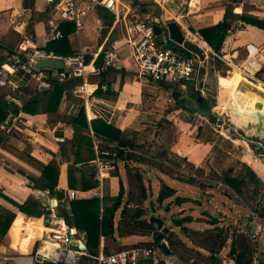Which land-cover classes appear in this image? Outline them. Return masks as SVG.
<instances>
[{"label":"crops","instance_id":"crops-1","mask_svg":"<svg viewBox=\"0 0 264 264\" xmlns=\"http://www.w3.org/2000/svg\"><path fill=\"white\" fill-rule=\"evenodd\" d=\"M127 2L126 4L141 10L142 14L153 13L155 20L153 25L158 24L161 27L160 34L155 33L160 40H166L169 35L166 23L170 20L177 21L184 33L185 30L199 32L201 28L223 21L226 12L230 11L234 14L228 18L232 27L218 53L203 37L202 41H198L205 53L204 66L200 70L198 83L195 87L190 82L181 97L176 96L177 102L174 104L169 101V90L164 83L137 76L130 45L122 35L119 25L115 24L113 14L108 9L98 8L97 11L94 10L89 14L80 29H77L72 22L63 24V29L74 28L66 33L71 54H58L72 55L83 50L87 53L88 61L94 59L95 64L100 65L101 50L108 45L115 47L122 65L90 75L91 83H98L99 86L106 84L107 91L102 92L99 89L88 96L85 102L73 92L77 84L81 83V79L65 82L56 111L31 114L23 111L24 102L39 96L37 92L41 89L37 87L36 79L31 74L23 69L9 66V57L12 53H22L24 48L32 45L55 52L52 44L55 41H45L54 0H0V60H3L0 69L7 64L10 79L16 85L14 90H1L0 95L5 93L8 100L16 102L20 108L17 113L10 114L7 120L9 123L5 124L9 126L15 115L21 118L12 132L2 129L7 132V136L0 147V156L9 165L0 166V222L2 223L10 213L14 214V218L0 241V264H34V261L35 264L39 263L38 255H42L40 244L48 240L52 225L43 208V214L40 216L29 215L21 211L17 203H24L32 195L41 199L43 207L47 196L46 190L35 188L33 180L42 175L44 165L50 160L54 159L59 166V181L56 188L62 192L69 189L79 190L77 199L93 197L92 193L96 187L82 190L84 176L91 174L90 171L88 172V165L77 167L75 171L77 186L70 187L69 171L71 174V164H74L75 156L71 150L73 127L67 118L72 116V113H76L79 106H84L89 120L102 118L126 131L128 136L133 135L137 142L145 143V147H150V144H154L159 149L161 146L166 147L158 143V141L164 142L163 131L172 127V123L178 128L176 142L171 144V148L167 145L170 149L169 154L163 156L164 163L169 166L168 170L158 172L155 169L152 172L155 179L159 178L161 182L174 188L176 196L189 198L181 204L174 202V197L166 199L162 205L164 213L170 212L172 222L177 213L180 214L179 217L192 216V220L187 222L189 227L195 229L192 224H202L196 230L210 226L209 221L199 220L198 217L200 214H206L205 211H210L207 208L214 207L210 200L218 197V193L207 189V186H212L209 181L216 180L211 176L216 175L218 178L233 166L221 162L222 157L230 155L231 152L224 153L219 148L216 150L213 144L207 152L201 148L205 144L214 143L213 139L205 140L203 130L220 131L225 139L236 144L243 155L246 154V157L252 160L255 151L247 150L243 143L248 141L257 148H259L258 144L264 147L261 140V137H264L263 125L256 129L250 120L255 114L254 110H247L238 103L240 93L245 87L252 92V96H259V101L264 103V29L245 23L241 19V15H247L264 20V0H127ZM238 19L242 21V26L236 28L235 20ZM29 38L31 39L28 41ZM249 45L254 48H249ZM240 84L243 85L241 88ZM222 87L230 91L229 99L226 98L223 106L221 99L225 91ZM200 88L203 91L206 89L216 91L217 95L202 92L204 100L196 101ZM211 112L216 114L212 115ZM226 114L229 116L227 117L229 123ZM36 125L39 130L35 129ZM199 131L202 132L201 136ZM54 136H64L65 141L56 142ZM258 159L264 165V159ZM126 168L122 164L118 170L124 186V200L131 196L133 190L129 184L130 178ZM104 174L105 177L107 176L108 184L106 186L104 181L106 178H104L103 195H117L120 191V177L115 175L117 173L113 170H108ZM259 177L261 178L260 174ZM205 179L207 181H204ZM160 185L159 181L146 184L150 196L144 199V207L155 206L153 201L159 193ZM223 193L230 195L229 192ZM166 203L168 207L165 206ZM65 207L71 210V203L69 202ZM169 207L171 209H168ZM151 213V209L148 210L147 217H150ZM118 217L120 210L115 216V241H111L112 244L129 248L143 246L153 240L150 233L141 231L126 233L121 230ZM161 217L164 219L163 215ZM164 225L167 226L165 220ZM0 226L1 234L2 225ZM73 228L79 236L85 238L83 235V233L86 235L85 232ZM169 228L170 231L179 230L177 225ZM105 243L106 239L102 237L100 252ZM163 252L158 248V257L153 258L154 264L161 260L165 264H174V260L163 258ZM164 254L171 255L166 252ZM86 255L87 252L81 255L77 264H89L90 259ZM43 261L58 264L48 259ZM93 263L95 264L94 258Z\"/></svg>","mask_w":264,"mask_h":264},{"label":"trees","instance_id":"trees-1","mask_svg":"<svg viewBox=\"0 0 264 264\" xmlns=\"http://www.w3.org/2000/svg\"><path fill=\"white\" fill-rule=\"evenodd\" d=\"M232 15H234L233 12L227 11L223 21L201 28L199 30V33L203 39L217 53L221 51L223 41L232 27L231 22L228 20V18ZM241 19L245 23H250L264 29V20L253 18L247 15H241ZM66 28L64 27L65 37L52 42L53 49L57 53L71 54L66 39V33L67 31H71L73 27ZM102 57L103 55L99 60V64L102 63ZM2 61L3 60H0V65ZM64 87L65 82L61 83L56 81L50 90H39V92H37L39 96H34L33 98L24 102L23 111L31 114L39 113L40 111L44 113L56 111L60 104ZM222 90L226 93L229 91L228 88L225 89L224 87H222ZM221 100V102L224 104L226 101V96L223 95ZM19 110V105L14 101L8 100V97L5 95V93L0 95V147L3 145V142L7 136V132L2 130L1 124L9 123L7 120L10 117V114H15ZM209 115L211 118H213L211 114ZM67 121H69L73 127L71 150L75 156L74 164H71V174L69 171L71 188H75L77 186L75 171L80 165H88V172H91V174L84 176L82 190H89L99 185V182L94 178V167L92 165L93 160L96 158V146L97 149L100 150V156L114 161L113 167L110 170L116 171L117 174L115 175L120 177L118 170L119 167L124 164L125 167H128V175L130 180L133 178L136 181L138 187V191L136 193L134 190L131 191L133 196H137V199L134 198L136 200V203L134 204L135 206L130 205L129 197L124 200V186L121 177L120 191L117 195L103 196L102 200L95 197L86 199H72L70 201L71 210H68L65 206H59L58 213L64 218L66 224L76 227L81 232L86 233V257L90 259L89 264H94L93 258L98 256L101 251L102 237L106 239V243L102 247V252L105 254L114 252L111 250L110 245L112 244L111 241H115V216L119 210L121 217H129L128 220L124 221L129 233L141 231L143 233H150L152 235L153 240L149 242L148 245H151L155 248L158 247L171 255L178 254V242L181 243L183 247L188 249L190 246H185L181 240L178 242L174 240L177 235L175 231H169L162 238H158L159 232L157 231L156 225L150 222L147 218L148 210L151 209V206L149 205L144 207L143 201L150 196V192L147 191L148 189L140 168L141 166H136L137 168L134 172H131V169L129 168V162L132 161L149 165V160L147 159L148 157L146 153L138 152L143 147H145V143L137 142L133 135L128 136L126 131H122L120 128L106 122L102 118L97 117L89 120L84 106H79L78 111L76 113H72V116H69ZM127 149H131L132 151ZM102 150H107L109 154H102ZM244 165L248 170L247 173L250 174V179L257 184H260L261 180L257 173L251 167L247 166V164ZM221 180L239 195L243 194V186L247 184L246 180L242 177V174H234L233 167H230L221 175ZM33 181L35 188H39L41 190L48 189L51 194L56 193L55 189L59 181V166L57 162L54 159L50 160L48 164L44 165L42 175ZM59 194L60 196L63 195L62 192ZM171 197H174V202L177 204H181L185 201V199H189L176 196L175 189L162 181L159 193L157 197H155L153 203H157V205H163V202ZM17 206L21 211L29 215L40 216L43 214L42 201L37 196L31 195L24 203H17ZM254 211L259 217L264 219V200L257 204V207L254 208ZM13 218L14 214L10 213V215L7 216L2 223L0 222V225H2L0 241L7 233ZM191 220L192 216L174 217L173 223L181 227L183 233L191 240L192 243L195 239H198L197 243H199V245L194 243V245L197 247L191 246L195 252L202 253L201 249H204L210 254V257L213 260L219 261V253L228 245V241L232 240L228 255L230 259L233 260V264H252L254 259L253 251L246 243L245 239L242 241L241 248H239L235 230H232L231 232L229 228L220 226L216 219L209 221V227H206L203 230H196L187 225V222H190ZM166 237L169 241V244H171L172 247L174 246V248L169 247V249H167L164 247L165 244L169 245L166 241L164 244L162 242V240ZM41 260L42 259H39V263L37 264H54L49 261ZM58 264L64 263L59 262ZM137 264H154V259L153 257L143 259ZM157 264H165V262L161 260Z\"/></svg>","mask_w":264,"mask_h":264},{"label":"built area","instance_id":"built-area-1","mask_svg":"<svg viewBox=\"0 0 264 264\" xmlns=\"http://www.w3.org/2000/svg\"><path fill=\"white\" fill-rule=\"evenodd\" d=\"M98 8L108 9L113 14L115 24L119 25L122 35L130 45L133 65L137 66L135 71L138 77H146L153 82L168 85L171 103L177 102L175 96L177 90L185 87L183 91H186L190 82L196 87L205 60L188 50L183 44L173 41L169 35L166 40L158 39L153 29L154 18L150 20L149 14H141L138 8H134L122 0H54L45 41L52 42L63 39L65 37L63 24L66 22H72L77 29H80L89 14L94 10L97 11ZM235 25L236 28L241 27L242 21L235 20ZM184 34L186 38L195 43L202 41L199 32L186 30ZM250 47L254 48L249 45ZM101 53L103 55L102 63L96 65L94 59L88 61L87 53L83 50L72 55H64L32 45L24 48L22 53H12L8 65L12 68L23 69L31 74L36 79L37 87L41 90L50 89L56 81L62 83L81 79V83L77 84L73 92L86 102L87 97L99 89L102 92H106L108 89L106 84L99 86L98 83H91L90 75L122 65L119 53L112 45L105 46ZM42 59L61 60L63 67L39 66V61ZM8 65L6 64L4 68L0 69V91L16 89V85L10 79ZM20 121V116L15 115L9 126L3 123L1 128L10 133ZM35 129L39 130V127L36 125ZM54 140L63 142L65 137L54 136ZM127 150L132 151L131 149ZM101 153L109 154L107 150H102ZM113 162V160L100 156V150L96 146V158L93 160V166L94 178L99 182V185L92 193L93 197L103 199L104 172L113 167ZM8 165L7 161L0 156V166L8 167ZM214 185L224 189L230 188L222 181H217ZM55 192L51 195L48 189L45 191L47 196L42 208L50 220L52 228L48 234V240L40 244L42 260L47 258L56 263L77 264L81 255L86 253L69 248V244L73 240L83 243L84 237L79 236L72 226L66 224L64 218L59 215L58 208L66 206L72 199H76L79 190L69 189L62 192L56 188ZM58 192H62L63 195L60 196ZM254 215L257 213L253 212L252 218H255ZM259 231V226L250 228V236L253 240L258 239ZM151 257H157V249L154 247H129L108 254L100 252L98 256L94 257V262L95 264H137L139 261ZM252 264H260L256 256H254Z\"/></svg>","mask_w":264,"mask_h":264},{"label":"rangeland","instance_id":"rangeland-1","mask_svg":"<svg viewBox=\"0 0 264 264\" xmlns=\"http://www.w3.org/2000/svg\"><path fill=\"white\" fill-rule=\"evenodd\" d=\"M122 1H124L125 3H128L127 0H122ZM139 11H141V10H139ZM145 14H149L150 20L153 19V16H152L153 13H151V12L146 13L145 12ZM185 32H186V30H185ZM157 37H159V36H157ZM207 52L209 53V51H207ZM203 66H204V63H203ZM134 67L136 68L137 66L135 65ZM164 85L166 87H168V85H166V84H164ZM190 87H191V85L189 86V88ZM184 88L185 87H183L181 90H177L175 92V96L180 98L181 95L183 94ZM229 92L230 91H228L227 95L224 92V95L226 96L227 99H229V95H230ZM174 104H176V103H174ZM221 105L223 106L224 104L222 103ZM188 114H190V113H188ZM226 120H227V123L230 122L227 117H226ZM233 126L236 127L235 125H233ZM177 129L178 128L176 126H173V123H172V127H169V129L166 128L165 132L163 131L162 134H163V141L164 142L158 141V143L164 144L166 147L161 146V148L159 149V147L155 146L154 144H150V147L149 146L143 147L140 151H138L140 153L141 152L146 153V155L148 157L147 159L149 160L148 161L149 165L143 164V163L140 165L138 162H135V161L129 162V168L131 169V172L135 171V169L137 168L136 166H141L140 168L142 170L146 184H151L152 181H156V182L159 181L161 183L159 178H158V180L155 179V176H153L154 173L152 171L155 169L158 172H161V171L165 172L168 170L167 168L169 166L164 163L163 156H164V154H169V150H170L169 146L171 148V144L176 142L177 137H178V134H177L178 130ZM222 134H224V133H222ZM201 135H202V132L199 131V136H201ZM203 135L205 136L204 137L205 140L213 139L214 143L205 144L204 146H201V148H204V150H206V152H207V149L212 148V144H213L216 150H217V148H219L221 152H224V153H227L226 151L231 152L230 155L228 154V155L223 156L221 159V162L224 163L225 165H231V166L233 165L232 167L234 168L235 174H237V175L242 174V177L246 180L247 184L243 186V194L239 195L236 192H234L231 188L224 189V188L219 187L217 185H216V187H214L213 186L214 183H216L217 181H222L221 175L218 178L216 175L211 176L213 179H216V180H210L209 183H211L212 186L211 185L207 186V189L214 191L216 194L218 193V197L212 198L210 200L211 203H213L214 207H209V209L207 208V210H210V211H208V212L205 211L206 214L205 213L200 214V216L198 218H199V220H206V222L211 221L213 219H216L220 226L225 227V228H229L231 232H232V230H235V232L237 234V244H238L239 248H241L242 241L245 239L246 243L251 247V250L253 251V255L256 256L258 262L260 264H264V219L259 217L258 215H254L255 218H252L253 212H255L254 208L257 207V204L259 202L264 200V165L260 163V160L258 158H256V156L258 157L257 154H259L260 152L262 153L264 151V149H263L264 147H259L260 149L259 148L255 149L254 155H252L254 159L252 160V159L246 157V154H244L245 155L244 156L242 151L239 150V147L236 144L232 143L228 139H225L224 136L221 135L220 131L218 132V131H215L214 129H206V130L204 129ZM158 143H156V145ZM167 145H169V146L167 147ZM228 156H230V157H228ZM242 160H244V161H242ZM254 161H257V162H254ZM244 164H250L251 166H249V165H247V166H249L253 170H255L258 176L260 174V176H261V178L259 177L261 180L260 184H257L250 179V174L247 173L248 170L246 169V166ZM144 166H146V167H144ZM148 167H151V168H148ZM126 169H128V167ZM106 177H104V178H106ZM104 181L106 182V186H107V184H108L107 178ZM204 181H207V179H205ZM129 184H131V189H133L134 192L136 193L138 191L136 181L132 178V180H130ZM221 190L223 192H229L230 195L221 192ZM134 198L137 199V196H133L131 194V197H129L130 205H134L136 203V200ZM155 206L157 208L158 215H160V216L163 215L164 220H165V224L169 227H175V224L172 222V220L170 218V212L164 213V211H163L164 206H162V205H157V203H155ZM165 206L168 207V204L166 203ZM170 207L168 209H171ZM175 216L179 217L180 214L177 213ZM202 216H204V218H202ZM213 216H215V217H213ZM147 218L149 219V217H147ZM128 219H129V217H124V216L123 217L120 216L117 219V220H119L118 223L122 226L121 229H124V231H126V233H129V230L125 226L124 221L128 220ZM200 225H202V224H192V226L195 229L196 228L199 229ZM254 226H259V228H260L259 237L257 240H253L250 236V228H252ZM157 231L159 232V234L161 233L158 229H157ZM175 232L177 235L174 238V240L176 242L181 240L185 244V246H187V247L190 246V247H188V249H187L186 247H183V245L181 243L178 242V245H177V253L178 254L172 255V256L171 255L167 256L163 252L162 256H163V258H165V260H169V259H171V261L174 260V264H215V263H217V264H221V263L222 264H230V263L233 264L234 263L233 260H231L229 255H228L229 247H230L232 240H229L228 245L224 249L221 250V252L218 255L220 259H219V261H217V260H213L210 257V254L204 249H201L202 253L195 252L191 246H195L194 243L199 245V243H197L198 239H195L196 241L194 240L192 243L191 240L183 233V231L181 230V227H179V230H177ZM165 234H167V233H165ZM165 234H163L162 237ZM165 241L168 242V244H169L167 237L162 240L163 244L165 243ZM148 244L149 243H147L145 245L151 246ZM145 245H143V246H145ZM164 247H166L167 249H169V247L174 248V246L172 247L171 244H169V245L165 244ZM195 247H197V246H195ZM110 248L112 251H117L118 249H122L123 247H120L117 244H111ZM156 248L158 250V247H156Z\"/></svg>","mask_w":264,"mask_h":264},{"label":"water","instance_id":"water-1","mask_svg":"<svg viewBox=\"0 0 264 264\" xmlns=\"http://www.w3.org/2000/svg\"><path fill=\"white\" fill-rule=\"evenodd\" d=\"M231 11H232V9H231ZM166 27H167V31L169 33V36L173 41L177 42L178 44H183L188 50L198 54L202 60L205 59V53H204L203 49L201 48V46L198 43H195V42H193L190 39L185 37V34H184L181 26L179 25V23L177 21H175V20L168 21L166 23ZM153 29H154V32L156 34H160L161 27L158 24H154ZM39 66L62 68L63 62L61 60L42 59L39 61ZM201 89L202 88L199 89V91L197 92V95H196V101H200V102H202L204 100V97L202 94L203 90H201ZM205 92L207 94H211V95H215V96L217 95L216 91L206 89V90H204V93ZM211 114L213 115L216 113L211 112ZM226 117H229L228 114H226ZM260 117L264 118V113H261ZM224 130H227V129L224 128ZM261 140L264 144V137H261ZM243 146H245L247 148V150H249V151H252V150L255 151V149L257 148L256 145H253L251 142H248V141H246V143H243ZM258 146L261 147L259 144H258ZM257 158L264 159V151L262 153L260 152ZM151 212L152 213L149 217V221L154 223L156 225V228L161 232L158 235V238H161L163 234L168 233L170 231V228L168 226L164 225V219L157 214V209L154 205H151ZM83 235L85 236L83 243H81L77 240H73L69 244V248L81 250L82 252L86 253L87 252V238H86V235L84 233H83ZM34 252L36 255L37 246H36ZM41 257L43 258V255H38L39 259H42ZM45 260H47V258H45ZM34 264H35V261H34Z\"/></svg>","mask_w":264,"mask_h":264},{"label":"bare ground","instance_id":"bare-ground-1","mask_svg":"<svg viewBox=\"0 0 264 264\" xmlns=\"http://www.w3.org/2000/svg\"><path fill=\"white\" fill-rule=\"evenodd\" d=\"M238 82L240 83V79L238 80ZM240 85H241L240 86V88H241L243 85L242 84H240ZM259 99H260L259 96L258 97L257 96H252V92L250 90H248V88H246V87L240 93V96L238 98V103L241 106H243L247 110H254L255 114L251 117L250 120L253 122V126L256 129H258L262 125H263V128H264V118L263 117L262 118L260 117V114L261 113H264V103H261L259 101ZM248 131H250V128H248Z\"/></svg>","mask_w":264,"mask_h":264}]
</instances>
